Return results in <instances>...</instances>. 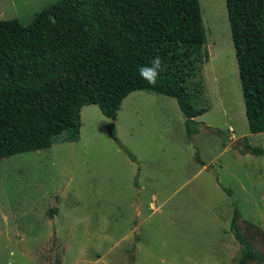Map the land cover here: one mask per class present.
<instances>
[{"label":"rangeland","instance_id":"1","mask_svg":"<svg viewBox=\"0 0 264 264\" xmlns=\"http://www.w3.org/2000/svg\"><path fill=\"white\" fill-rule=\"evenodd\" d=\"M54 1L0 0V18L28 24ZM199 3L201 131L188 137L176 98L139 89L114 119L84 106L76 140L0 158V264H238L235 209L264 254V155L241 152L264 132L249 129L225 0Z\"/></svg>","mask_w":264,"mask_h":264},{"label":"trees","instance_id":"2","mask_svg":"<svg viewBox=\"0 0 264 264\" xmlns=\"http://www.w3.org/2000/svg\"><path fill=\"white\" fill-rule=\"evenodd\" d=\"M225 4L249 129L264 132V0ZM205 42L199 0H56L28 24L0 18V158L76 140L84 106L114 119L139 89L176 98L188 137L197 135V117L209 109L195 104L204 86L194 78L209 59ZM156 56L163 70L153 86L139 68ZM108 131L119 141L114 121ZM241 152L264 155V148L246 140ZM238 220L235 209L238 264L264 259Z\"/></svg>","mask_w":264,"mask_h":264},{"label":"clouds","instance_id":"3","mask_svg":"<svg viewBox=\"0 0 264 264\" xmlns=\"http://www.w3.org/2000/svg\"><path fill=\"white\" fill-rule=\"evenodd\" d=\"M163 70V65L159 56L152 58L148 64L139 68L140 76L150 85H155Z\"/></svg>","mask_w":264,"mask_h":264}]
</instances>
